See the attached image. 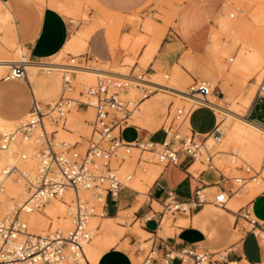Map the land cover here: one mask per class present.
Returning <instances> with one entry per match:
<instances>
[{
  "label": "built area",
  "instance_id": "built-area-1",
  "mask_svg": "<svg viewBox=\"0 0 264 264\" xmlns=\"http://www.w3.org/2000/svg\"><path fill=\"white\" fill-rule=\"evenodd\" d=\"M75 60L74 56L66 65L62 91L53 103H43L34 95L29 118L21 121L16 128L0 134V150L7 148L21 134L33 141L39 157L36 175L28 180L29 200L23 205H13L7 215L0 217V264H95L86 252V244L92 239L90 218L97 216L99 210L103 211L101 216H105L107 195L116 198L121 190L129 187L120 178L118 169L133 146L139 147L142 152H153L156 162L164 166L181 165L185 159L191 162L199 159L213 166L218 151H215L216 146L205 148L204 142L210 135L219 138L218 125L201 138L189 123L190 115L197 107L206 106L214 110L209 104V96L215 93V87L212 88L209 81L194 80L188 86L189 104L170 111L162 124L164 137L161 141L147 138L125 141L121 132L131 125L128 122L131 112L148 94L134 103L125 101L121 90L127 88L130 79L102 75L96 85L81 90L86 100L72 96L69 93L76 87L73 82L76 72L72 69ZM233 60L234 57L229 59L230 62ZM3 79L29 82L25 61L14 63ZM145 87H142L144 91ZM255 99H264V78ZM74 104L79 108L92 106L95 111L91 121L92 133L83 149L78 147L79 143L69 145L57 141L56 132L46 129L47 121L55 124L63 122ZM141 160L139 158V162ZM143 160L148 161L146 158ZM130 178L131 175L126 177ZM235 180L242 182L246 178L236 177ZM206 186H198L187 200L169 194L161 203L158 202L162 209L157 210L151 205L152 211L145 214V220H155L157 216L158 229L166 215H192L209 202L226 207L228 191H207ZM69 191L74 193L68 206L71 225L68 228L51 226L43 232L30 230L24 212L27 204L30 205L27 212L41 209L48 200L65 198ZM231 193L234 194V190ZM239 216L252 225L247 233L255 235L263 254L260 261L247 264H264V223L253 219L249 209ZM138 250L144 254L139 264H153L155 260L161 264H174L175 261L177 264H245L243 255L231 256L234 249L211 250L204 241L180 247L168 245L162 251L153 240L149 249L139 246Z\"/></svg>",
  "mask_w": 264,
  "mask_h": 264
},
{
  "label": "bare ground",
  "instance_id": "bare-ground-1",
  "mask_svg": "<svg viewBox=\"0 0 264 264\" xmlns=\"http://www.w3.org/2000/svg\"><path fill=\"white\" fill-rule=\"evenodd\" d=\"M182 1L183 0H177V2L174 3V6L173 3L170 6L172 12L169 11L171 12V15L169 17L171 19H174L178 11L179 5ZM58 2H59V9L65 15H67L72 20L73 23H76L77 19L81 15L82 16L84 15L85 19H89V22L85 23L83 27H81L80 29L74 30L71 33V37L65 48L55 56L57 58L65 52L69 53L71 51L73 52L82 51L87 45H89V39L91 38L92 34L101 25H103L104 23L107 24L108 22L107 20L109 18H110V23L108 22L107 25L110 24L109 27L110 28L113 27L111 30L114 33V36L118 34L119 32L118 30L120 29V24L122 25L124 22V16L122 14L111 12L99 6L95 0H91L90 2H92L93 4H95V6H97V8H99L100 10L99 13L101 12L106 16H108L106 17L107 20L105 19V15H102L101 17V15L95 16L93 14V16H95V19L93 16H92L93 18L88 16L83 11V6H82L83 3H81L83 2L82 0L81 1L58 0ZM167 13H166V17H167ZM254 14H255L254 15L255 20L261 25H264V3L257 5ZM220 19L223 20L224 16L222 15L218 20ZM148 29L151 30L155 34V36L149 40L148 46L145 49V52L142 56L145 62L151 60L154 57V55L158 51V48L164 36L163 30L158 29V27L155 26V24L149 25ZM0 31H5L2 40L0 39V78L2 76V72L4 71V69L8 67L10 68L14 63L25 61V66L28 68V70L27 69L26 70L29 78H34V79L38 78L39 77L37 76L38 70H40L42 74L43 73L51 74L50 76H44L38 78L39 82L37 83L38 86L36 87L37 88L36 97L37 98L38 96L41 97L42 98L41 101L43 103H53L54 102L53 99L51 102L49 101L45 102L43 101L44 100L43 97H45L46 94H50L53 91H54L53 94L56 95L59 92L60 88L62 91L63 72L66 65L70 63L67 64L61 62L60 60H55V59L31 61L30 59L26 58L25 48L23 46L17 45L18 36L13 21V14L8 4L2 0H0ZM134 32L136 34L139 33L138 31L136 32L135 28H134ZM110 33L108 34V36L112 35ZM111 42H113V40H111ZM212 43H213V34H212ZM112 44L115 45L116 43H111L109 45L111 46ZM249 46L251 47L249 48L248 52L247 53L242 52L240 54V57L238 58V63L240 64V68L243 69L245 73L244 74L245 79L249 75L255 74L264 65V33L261 32L258 35H256V38H254V41L251 44H249ZM112 47L114 49V47L116 46H112ZM95 62L97 61L95 60ZM183 62L190 66H194L196 64V61L190 56H185L183 58ZM74 64L75 66L72 68L76 72L73 79V82L76 86L74 92L76 91L78 85H80L82 88L79 90V95H80L79 98H82L83 100H86V97L85 95L80 93L81 90H86L88 87L96 85L98 82V78L102 75H113L116 77L130 79L128 86L130 85L132 87L131 89L133 90L135 88L141 90L143 86H154L155 89H166L176 94V96L183 97L188 100L190 97L188 94H186L187 92L186 87L188 85L189 80L187 76L180 70L176 71L172 79V82L169 84L160 81L158 77L152 79V78H147L143 75L132 76L131 73L122 69L108 70L106 67H101V66L79 65L76 63ZM102 65L104 66V64ZM167 77H169V75H167ZM233 79H234V75L228 76V78L223 82L224 86L228 88L229 80H233ZM211 85L213 88L216 84L211 82ZM124 91H126V89ZM160 94L163 93L158 92L152 97H162ZM47 98L51 99L52 97H47ZM145 100L139 103L138 106L134 108V110H136L138 116H140L139 120L144 122L147 121V123L153 124V122L157 121V119L153 114V108L148 107L147 100L146 101ZM127 101L134 103L133 99ZM209 104L211 105V107H213L217 112H219L222 115V118L218 120L219 138L216 139L214 135H210L209 137H207V139L204 142L205 148H210L214 146L218 147L219 154L216 156V158H214V161H217L215 166L217 168H222V169L233 168L236 172L239 170L240 166H245L247 169H250L254 172L252 174L253 178L251 180L250 178H248L247 180L240 182V185L238 186L233 196H230L229 194L227 195L228 199H227L226 207L216 206L215 204L210 202L206 203L207 205L205 207L206 212L212 214V216L216 220L221 222L226 220L232 221L235 216L234 213L238 212V215L245 214V209H242L243 208L242 206L251 202L257 195H259L264 191V163H263L264 124L249 119L247 117L248 111L243 112L238 107L235 106L233 107L225 106L224 99L220 101L213 94L209 96ZM251 105L252 104H250V107ZM132 112L128 118L129 124H131L130 119L132 118ZM79 114L88 116L89 120H94L95 111L92 106H89L88 108H86L84 113H81V111H79V107L77 106V104H74L71 107V109L68 111L66 118L63 122L59 124H55L53 122L47 121L46 129L48 131L56 132L57 141L66 142L67 144L68 141H70L72 142V144L69 145H74L76 144V142L74 141V137L72 136L70 130L80 126ZM28 118H29V113L25 117L15 121H9L0 118V130L6 129L4 131L6 132L8 130L14 129V128H9V129L7 128L12 126H15L16 128L21 123V121ZM154 128L157 129V126H155ZM58 136H64L68 139V141L65 139H58ZM132 150L130 154H125V159L119 165L118 174L120 178L124 180L125 183L130 188L137 190L141 194H145L147 193V190L150 188V186L160 176L164 167H162L161 164L156 163L153 165H149V167H143L142 170L137 169L134 165V154L135 152L140 150V148L137 146H133ZM145 152L153 153L151 151H145ZM38 161H39V157L35 144L33 143L32 140L25 138L21 134H18L7 148L0 150V217H4L5 215H7L10 212L13 205L16 204L23 205L26 204L25 202L29 200L31 192L28 188V180L36 175ZM205 168L206 167H204V163L202 164V162L198 159L191 166V168H189V170L192 171L193 174H196L197 176V174ZM239 171L237 173L241 175L239 176L235 172L238 176L237 175L232 176L234 179H236V177H242L243 175L245 176V172H243L244 173L243 174L242 172L240 173ZM128 175H131L130 179H126ZM225 175L228 176L227 174ZM247 176L245 178H247ZM73 196H74L73 191H69L66 194L65 198H60V197L52 198L48 200L41 209H32L29 212L27 211L30 205L27 204V206L24 208V212L26 214L25 217L28 220L30 230L34 232H42V230H45L51 227L52 225L53 227L55 225L56 226L59 225L62 228H68L71 225V221L68 216V206ZM212 206L214 207V209L210 208ZM215 210L219 212L216 213ZM98 213L99 214L97 216H92L90 218L92 239L90 240V242L86 244L87 255L90 258V260L95 264H98L99 258L104 252L108 251L113 247L118 248L119 247L118 242L121 241V240L117 241L119 238L115 230V223H114L115 217L101 216V214H103L102 210L98 211ZM251 217L255 220H258L252 212H251ZM262 223H264V221ZM163 232H164L163 230L162 232L160 231L158 235L161 234L160 236H162ZM241 240H242V236L236 234L230 242V248L232 244L239 242ZM143 242H144L143 244L145 245L148 244V242H146V239H144ZM244 261L249 262L247 259H245V257H244ZM36 264H41V263H36Z\"/></svg>",
  "mask_w": 264,
  "mask_h": 264
},
{
  "label": "crops",
  "instance_id": "crops-1",
  "mask_svg": "<svg viewBox=\"0 0 264 264\" xmlns=\"http://www.w3.org/2000/svg\"><path fill=\"white\" fill-rule=\"evenodd\" d=\"M8 4L12 14L17 36L24 43L25 54L30 56L31 61L48 60L59 54L67 45L71 33L78 28L77 23L65 15L58 7V0H2ZM96 3L114 13L124 16V22L119 34L118 52H128L131 55L143 56L148 46L150 36L142 29L139 33L134 32V25L127 22V16L132 15L138 8L142 7L149 0H95ZM229 0H183L178 11L171 21L166 24L162 19L155 21L166 26V34L163 38L154 60H159L162 64L172 65L177 58L188 50L190 53L204 54L209 50L212 43L213 27L224 13L228 6ZM46 2L47 5H42ZM42 6V7H41ZM15 9V10H14ZM16 11V12H15ZM93 12H95L93 10ZM17 13V15H16ZM18 16V25H17ZM132 26V27H131ZM211 40V42H210ZM104 28H98L89 39L90 51L88 54H80V58L99 57L103 61H112V54ZM71 53V52H69ZM236 85H234L235 88ZM239 87V86H237ZM36 90L30 82L23 80H0V118L9 121L19 120L25 117L31 110ZM48 95V94H47ZM46 97V95H45ZM146 101V100H145ZM148 107L153 108V114L158 119V114L165 110L166 100L163 97H151L147 99ZM247 117L264 124V99H254ZM199 119L201 128L195 130V119ZM146 119V117H145ZM189 123L191 127L200 135L208 134L218 125V118L215 110L206 106H199L190 115ZM128 129H133L135 136L127 139L123 136ZM125 141H134L137 138H147L154 141H161L156 136L163 135L164 131L161 127L156 132H148L140 130L138 127L128 125L122 132ZM163 139V138H162ZM195 162L185 159L181 165L168 164L165 165L160 176L150 186L148 192V201L140 202V192L130 187H126L118 193L116 198L107 195L106 198V215L116 217L122 210L135 209V215L139 220H144L142 230L149 233L153 238L154 245L160 250H165L166 246L180 247L186 243L197 241H209L213 244L221 243L229 234L230 229L226 221L216 222L210 213L206 212L205 205L199 211L192 215H180L175 222L185 221V224H177V230L173 236L158 237L160 231H164V227L157 229V216L155 220H145V214L152 211L151 205L154 202L161 203L169 194L176 196L180 200L189 199L198 186L207 185V190L215 191L214 188L230 191V185L225 182L226 175L216 166H208L200 171L197 176L189 170ZM203 164V162H202ZM261 194V193H260ZM145 195V194H144ZM258 196V195H257ZM255 197L251 201L250 211L260 221H264V214L259 215L257 212V203L264 202V197ZM110 200L114 203V207L110 209ZM155 207V206H154ZM151 224H154L153 227ZM156 230L159 232L156 233ZM250 233H245L243 239L232 244L231 256L243 255L249 262H258L259 260H251L245 252L246 240ZM158 235V236H157ZM163 235V234H162ZM151 236L146 238L149 243ZM230 238V237H229ZM228 238V240H229ZM133 241V238H131ZM140 252V251H139ZM136 253V256L138 253ZM98 264H134L129 254L124 249L113 247L104 252L99 258ZM153 264H161L159 260H155ZM177 264V261L174 262Z\"/></svg>",
  "mask_w": 264,
  "mask_h": 264
},
{
  "label": "rangeland",
  "instance_id": "rangeland-1",
  "mask_svg": "<svg viewBox=\"0 0 264 264\" xmlns=\"http://www.w3.org/2000/svg\"><path fill=\"white\" fill-rule=\"evenodd\" d=\"M75 1V0H73ZM81 1V0H80ZM83 2V11L90 16L91 18L95 16H100L105 15L103 13H99V8L95 6L91 0H82ZM258 1V2H256ZM263 1V2H261ZM166 2V3H165ZM177 2V0H149L146 4H144L142 7L138 8L132 15L127 16L126 21L133 24L136 29V32H139V29H142L145 31L147 34L151 35L150 39H152L155 34L148 29L149 25L155 24V26L158 27V29L163 30V38L165 37L166 34V26H162L158 24L155 20L156 19H162L165 21L166 24L171 23L173 19H171L169 16L171 15V8L170 6L173 3ZM228 6L224 10L223 16L224 19L216 20L217 22L215 23V27H213V43L212 46L209 48V50H206L204 54H195V53H190L188 50H183L182 55L180 58L176 59V62L172 65H165L162 64L159 60H154V57L149 60V61H144L142 56L139 58L138 55H131L128 52H118L116 49L118 47L119 43V34L120 30L122 28V25L120 24V29L118 30V34L114 36V33L112 32V28H110V18L107 20L105 15V19L108 21L107 24L104 23L103 25L100 26V28H104L107 31V36L109 35L108 40L111 43H116L115 45H111L110 51L113 57L112 61H103L99 57L93 58L92 60H89V58L84 57L83 59L80 58V54H88L90 51L89 45H87L82 51L80 52H73L71 53H63L60 55L58 58L57 57H52L48 60H60L61 62L64 63H71L72 57L75 56L76 60L75 63L79 65H92V66H101V67H106L108 70L110 69H116V70H126L131 75L133 76H139L143 75L147 78H159L160 81L165 82V83H171L172 79L174 77V74L176 73L177 70L182 71L188 78L189 82L186 87L194 82V80H207L210 83L216 84L215 87V95L218 100H223L224 99V105L227 107H238L241 111L247 112L250 109V104L254 101V99L257 96V91L260 82L264 78V65L261 67L260 70H258L255 74L249 75L246 79L244 77V71L243 69L240 68V64L238 63V58L240 57V54L242 52L247 53L249 48V44H251L254 41V38H256V35L259 33H264V25H261L255 20L254 17V12L259 4H263L264 0H229L228 1ZM170 3V4H169ZM59 7V2L57 3ZM61 4V2H60ZM42 5H47L46 2H43ZM172 6V7H173ZM42 7V6H41ZM164 9V10H163ZM15 10V9H14ZM93 10L95 12H93ZM171 11V12H169ZM16 12V11H15ZM165 12V13H164ZM169 12V13H167ZM171 20H169L166 17ZM226 13V14H225ZM93 14L95 16H93ZM98 14V15H97ZM17 15V13H16ZM93 16V17H92ZM226 16V17H225ZM104 17V16H103ZM166 17V18H165ZM18 16H17V25H18ZM167 19V20H166ZM222 20V21H221ZM89 22V19H85V16L81 15L76 23L77 27L80 28L83 24ZM106 28H105V27ZM118 27V26H117ZM19 29V36L17 38V45L19 46H24L23 41L20 38V27L18 25ZM110 29V31H109ZM5 31H0V39L2 40V37L4 36ZM116 37V38H114ZM113 38V39H112ZM212 38V37H211ZM117 39V40H115ZM149 39V40H150ZM113 40V42H111ZM117 41V42H115ZM211 42V40H210ZM21 44V45H20ZM112 46H116L113 47ZM13 50V49H12ZM114 50V51H113ZM116 50V51H115ZM86 51V52H85ZM145 52V51H144ZM157 53V52H156ZM116 54V55H115ZM194 54V55H193ZM114 55V56H113ZM199 55V56H198ZM155 56V55H154ZM185 56H190L192 57L195 61L196 64L194 66L187 65L183 62V58ZM25 57L30 59V56L28 54H25ZM116 57V58H114ZM231 57H234V60L232 62L229 61ZM95 60L97 62H95ZM99 61V62H98ZM112 64H111V63ZM104 64V66L102 65ZM137 64V65H136ZM10 68L4 69L2 72V76L0 80L4 77V75L8 72ZM28 70V68L26 67ZM51 74L49 73H41L40 70L37 72V76L39 77H44V76H50ZM169 75V77H167ZM234 75L233 80H229L228 88L224 86L223 82L228 78V76ZM38 77V78H39ZM38 78H29V82L32 84L34 87V91L37 89L36 87L38 86L37 83L39 82ZM234 85L235 88H234ZM239 86V87H237ZM213 87V88H214ZM82 87L78 85L76 91L70 92L69 94L72 96H75L79 98V90ZM132 87L129 85L126 88V91L121 90V97L126 98L124 99L125 101L133 99V101H137L141 98L144 97L145 94H148V98H151L153 95H155L158 92H161L163 94H160L165 100H166V108L164 111L160 112L158 114V119L157 121L151 123H147V121H141L139 120L140 116H138V113L136 110H133L132 112V118L131 120V126L138 127L141 131L142 130H147L148 132H156L161 129L163 122L167 118L168 114L173 112L177 107L182 106V105H187L189 104V100L183 97L176 96V94L166 90V89H155L154 86H147L145 87L146 90L144 91L143 89H131ZM131 89V90H130ZM53 92L50 94H46V97H43V101L51 102L52 99L55 101L60 93H61V88L59 92L54 95ZM47 97H52L51 99ZM177 97V98H176ZM148 98H143V100H147ZM38 99H42L41 97L38 96ZM49 99V100H47ZM142 100V101H143ZM141 101V102H142ZM139 102V103H141ZM148 104L151 103L150 101L147 102ZM175 104V105H174ZM174 105V106H173ZM138 106V105H137ZM86 106H83L79 108V111L81 113H84L86 110ZM215 110V109H214ZM215 113L217 115L218 120L222 118V115L215 110ZM248 114V113H247ZM95 117V115H94ZM91 121L89 120L88 116L79 114V127L74 128L70 130L72 133V136L74 137V141L76 143H79V148L83 149L87 142V138L91 135L92 133V126H91ZM157 126V129L154 127ZM9 128H15V126L8 127ZM194 128L195 130H199L201 128V123L199 119H195L194 122ZM6 130V129H5ZM5 130H0V134L4 133ZM71 135V134H70ZM123 136L127 139H131L135 136V132L133 129H128L124 132ZM203 138V136H200ZM157 139L162 140L163 135H158L156 136ZM58 139H65L68 141V139L64 136H58ZM202 140V139H201ZM68 144H72V142L68 141ZM133 151V150H132ZM215 151H218V147H215ZM134 152V151H133ZM219 153L217 152L215 155H218ZM139 158L141 162L139 161ZM146 158L148 161L145 162L143 159ZM157 159L154 155V153H148V152H142V150H138L134 154V165L137 169L142 170L143 167H149V165L156 164ZM217 161H214L213 166ZM159 164V163H157ZM162 167H164L163 164H161ZM204 167H208L207 161L204 162ZM224 174H227L225 182H228L230 185V191H228V194L230 196H233L235 194V191L237 190L238 186L240 185V182L236 181L232 176L237 175L238 171L241 173L245 172V176L243 175L242 177H246V180L250 178L252 179V174L254 173L252 170H248L245 166H240L239 170L236 172L233 168H226L222 169L219 168ZM237 174H236V173ZM244 174V173H243ZM239 175V174H238ZM237 175V176H238ZM241 175V174H240ZM239 175V176H240ZM236 181V182H235ZM219 188H214V190H217ZM149 190V189H148ZM147 190V192H148ZM231 190H234V194L231 193ZM216 192V191H214ZM143 196H140V202L146 203L148 201V195L145 193L142 194ZM262 196L261 198L264 197V191L259 194L258 196ZM257 196V197H258ZM110 209L114 207V203L110 200ZM251 202L247 203L246 205L240 207L242 209H247L250 206ZM154 206L157 210L162 209L159 203L154 202ZM207 205L205 204V207ZM214 209V207H210ZM239 208V209H240ZM251 208V206H250ZM248 208V209H250ZM100 211V210H99ZM216 211V210H215ZM221 211V210H220ZM240 211V210H238ZM219 211H216L218 213ZM257 212L259 215L264 214V202L259 201L257 203ZM235 216L232 221H227L226 223L228 224V228L230 229L229 234L226 236V238L219 244H213L209 241H206L205 243L211 250H216V249H229L230 248V242L232 238L236 235L239 234L242 236V239L247 232L251 228V225L247 220H244L243 218H239L240 216L238 215V212L234 213ZM180 215L177 214L176 216L173 215H166L165 218L163 219L162 226L164 227V232H163V237H169L173 236L177 230V224H185V221H178L175 222V219L178 218ZM212 216V214H211ZM213 217V216H212ZM213 219L218 223L221 221L216 220L214 217ZM114 223H115V230L116 234H118V240H121L118 242V248L119 249H124L127 252H129L133 263L134 264H139L144 257V254L139 252L138 248L139 246L146 247L147 249L150 248L152 245V239L155 238V235H150L149 233H146L144 230H142L141 227H143L144 220H139L136 215H135V209H130V210H122L119 212V214L114 218ZM50 221V220H49ZM154 224H151L153 227ZM53 226V225H52ZM55 227H61V226H54ZM48 229V228H47ZM46 230V229H45ZM44 230H42L43 232ZM147 236H151L147 240L149 241L148 244H143L144 239H146ZM230 237V238H229ZM131 238H133V241H131ZM229 238V240H228ZM157 239V237H156ZM124 243H123V242ZM123 244H122V243ZM232 247V246H231ZM138 255L136 256V253ZM245 252L246 255L251 259V260H259L262 252L260 248L258 247L257 244V239L254 234L250 233L249 236L247 237L246 240V246H245ZM237 255L235 254V257ZM135 257V258H134ZM137 260V261H136ZM245 264H247V261H244Z\"/></svg>",
  "mask_w": 264,
  "mask_h": 264
}]
</instances>
